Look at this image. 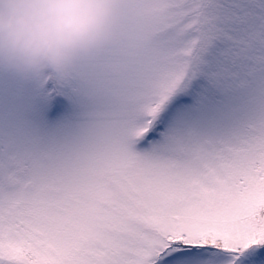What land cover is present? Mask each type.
<instances>
[{"label": "snow or ice", "instance_id": "1", "mask_svg": "<svg viewBox=\"0 0 264 264\" xmlns=\"http://www.w3.org/2000/svg\"><path fill=\"white\" fill-rule=\"evenodd\" d=\"M0 264H264V0H123L65 74L0 67Z\"/></svg>", "mask_w": 264, "mask_h": 264}, {"label": "clouds", "instance_id": "2", "mask_svg": "<svg viewBox=\"0 0 264 264\" xmlns=\"http://www.w3.org/2000/svg\"><path fill=\"white\" fill-rule=\"evenodd\" d=\"M123 0H0V67L65 74L110 38Z\"/></svg>", "mask_w": 264, "mask_h": 264}]
</instances>
